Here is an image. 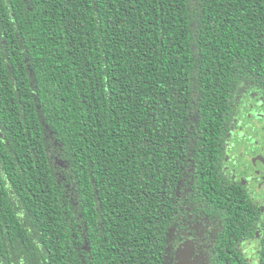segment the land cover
<instances>
[{"label":"trees","instance_id":"1","mask_svg":"<svg viewBox=\"0 0 264 264\" xmlns=\"http://www.w3.org/2000/svg\"><path fill=\"white\" fill-rule=\"evenodd\" d=\"M256 95L264 0H0V264H264Z\"/></svg>","mask_w":264,"mask_h":264},{"label":"rangeland","instance_id":"2","mask_svg":"<svg viewBox=\"0 0 264 264\" xmlns=\"http://www.w3.org/2000/svg\"><path fill=\"white\" fill-rule=\"evenodd\" d=\"M242 111L232 130L227 147V174L245 185L250 198L264 203V96L256 95L240 105ZM257 243L243 250L250 262L257 260Z\"/></svg>","mask_w":264,"mask_h":264},{"label":"flooded vegetation","instance_id":"3","mask_svg":"<svg viewBox=\"0 0 264 264\" xmlns=\"http://www.w3.org/2000/svg\"><path fill=\"white\" fill-rule=\"evenodd\" d=\"M227 171V170H226ZM230 177V176H229ZM231 178V177H230Z\"/></svg>","mask_w":264,"mask_h":264}]
</instances>
